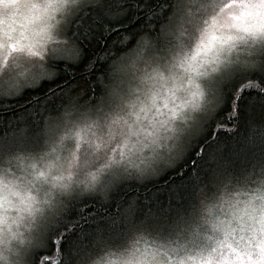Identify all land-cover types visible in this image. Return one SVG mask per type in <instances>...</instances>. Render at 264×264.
Returning <instances> with one entry per match:
<instances>
[{
	"label": "snow or ice",
	"instance_id": "6c2138e0",
	"mask_svg": "<svg viewBox=\"0 0 264 264\" xmlns=\"http://www.w3.org/2000/svg\"><path fill=\"white\" fill-rule=\"evenodd\" d=\"M0 8V105L37 106L0 133L13 264H65L86 228L69 264H264V0H148L135 18L122 0ZM84 11L105 21L97 44ZM225 117L240 135L218 142ZM160 181L162 200L122 195ZM98 201L115 214L100 229Z\"/></svg>",
	"mask_w": 264,
	"mask_h": 264
},
{
	"label": "trees",
	"instance_id": "16d2710c",
	"mask_svg": "<svg viewBox=\"0 0 264 264\" xmlns=\"http://www.w3.org/2000/svg\"><path fill=\"white\" fill-rule=\"evenodd\" d=\"M148 0H122L125 11L130 18H135L138 13V6L141 4L146 5ZM145 11L147 9L145 8ZM78 20L82 21L80 32L82 33L81 38L85 43L91 41L92 44L103 38L106 33L104 29L105 21L95 15V13H89L87 11L82 12L78 17ZM130 22V21H129ZM135 29H133L134 31ZM99 74V73H97ZM31 93H25L14 101L0 105V133H3L7 129L14 128L17 123H23L24 120L31 118L32 113L37 111V106L33 104L31 108H28L25 101L28 100ZM23 105V107H22ZM220 130V141L227 142L230 137H238L239 132L233 131V126L227 122L225 117L224 123H217L214 131ZM215 147V145H213ZM168 194V188L163 186V182H153L145 184H137L135 182L128 183L122 190L124 199L128 201H140L163 199ZM96 217L93 219V223L100 229L103 225L109 224L112 219L115 218V214L111 212V206L106 205L103 201H98L96 204ZM107 216L108 219L101 221V217ZM81 236L77 239L69 237L65 242V264H69L72 259L68 256V253L74 249L75 246H82L84 237H88L90 240L93 238L89 235L92 229L86 228L80 230ZM58 248V245H57ZM55 252V249H53Z\"/></svg>",
	"mask_w": 264,
	"mask_h": 264
},
{
	"label": "clouds",
	"instance_id": "9594fccd",
	"mask_svg": "<svg viewBox=\"0 0 264 264\" xmlns=\"http://www.w3.org/2000/svg\"><path fill=\"white\" fill-rule=\"evenodd\" d=\"M0 11L4 12L5 14L9 13L12 11L11 8H0ZM110 71V69H105V74L108 73ZM12 215H15V213H12ZM13 228H15V225H13ZM21 230H23V225L21 226ZM17 241L12 240L10 237L8 239L5 240V244L3 246L2 250L4 256L7 258L5 264H13V261L11 259V252L9 251V249H11ZM95 260L96 258L94 257L92 261L89 262V264H95Z\"/></svg>",
	"mask_w": 264,
	"mask_h": 264
},
{
	"label": "rangeland",
	"instance_id": "374dc122",
	"mask_svg": "<svg viewBox=\"0 0 264 264\" xmlns=\"http://www.w3.org/2000/svg\"><path fill=\"white\" fill-rule=\"evenodd\" d=\"M130 183H132V182H130ZM145 239H150V238L146 237Z\"/></svg>",
	"mask_w": 264,
	"mask_h": 264
}]
</instances>
